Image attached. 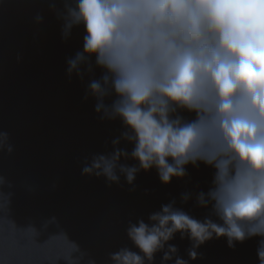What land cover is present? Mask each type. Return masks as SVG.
<instances>
[{"label":"clouds","instance_id":"obj_1","mask_svg":"<svg viewBox=\"0 0 264 264\" xmlns=\"http://www.w3.org/2000/svg\"><path fill=\"white\" fill-rule=\"evenodd\" d=\"M61 3L57 8L49 0L62 38L74 27L84 33L82 50L67 60L68 75L83 79L100 69L85 99L91 95L101 119H119L124 128L113 151L93 156L82 174L109 182L123 175L132 184L138 172L154 168L168 184L185 177L188 165L213 169L211 186L195 198L208 215L194 218L175 200L161 205L147 223H129L126 234L136 250L112 253V264H153L157 252H163L161 264L173 257L174 264H189L202 244L220 237L230 248L258 237L264 264V0ZM121 140L133 145L130 153L116 147ZM7 141L0 132V150L11 152ZM189 199L185 193L181 202ZM177 233L191 242L187 260L168 243ZM65 259L77 264L71 253Z\"/></svg>","mask_w":264,"mask_h":264},{"label":"water","instance_id":"obj_2","mask_svg":"<svg viewBox=\"0 0 264 264\" xmlns=\"http://www.w3.org/2000/svg\"><path fill=\"white\" fill-rule=\"evenodd\" d=\"M56 6L62 8L61 0ZM61 28L49 0H0V132L12 147L0 150V192L7 197L0 199V264H68L70 253L77 264H112V253L136 250L126 234L129 223H147L161 205L175 200L194 218L208 215L195 199L211 186L213 169L202 163L186 166L187 175L168 184L154 168L138 172L132 184L123 175L109 182L82 174L93 156L113 151L124 128L119 119H101L91 95L85 99L100 69L83 79L67 73V60L83 48V27H74L67 39ZM116 147L130 153L133 145L121 140ZM185 193L190 199L182 203ZM258 239L231 248L224 237L210 239L189 264H259ZM168 243L188 259L187 237L177 233ZM162 256L157 252L153 264Z\"/></svg>","mask_w":264,"mask_h":264}]
</instances>
